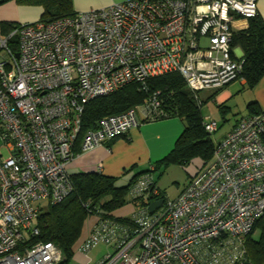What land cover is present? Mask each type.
<instances>
[{"label": "built area", "instance_id": "obj_1", "mask_svg": "<svg viewBox=\"0 0 264 264\" xmlns=\"http://www.w3.org/2000/svg\"><path fill=\"white\" fill-rule=\"evenodd\" d=\"M257 16L258 0H124L0 34V264L63 262L58 245L34 240L33 222L74 189L68 167L90 100L130 84L148 92L151 77L178 72L201 105V92L241 77L234 34ZM160 95L104 116L81 138V152L127 136L142 114L166 116ZM205 128L213 134L218 122ZM214 146L175 199L161 193L154 165L139 175L130 223L84 203L93 222L75 252L105 243L115 250L96 264L250 263L247 237L264 215V112L242 117Z\"/></svg>", "mask_w": 264, "mask_h": 264}, {"label": "trees", "instance_id": "obj_2", "mask_svg": "<svg viewBox=\"0 0 264 264\" xmlns=\"http://www.w3.org/2000/svg\"><path fill=\"white\" fill-rule=\"evenodd\" d=\"M57 3L60 7L58 12L52 14L46 10L42 21H52L76 12L73 10L72 0H57ZM10 45L14 52L18 51L16 39H12ZM233 46L243 51L242 59L245 63L242 76L246 79L247 86L253 88L264 77V19L260 16L250 18L248 27L235 32ZM148 85V92L140 89L138 84H130L90 100L85 105L75 151L79 153L83 135L89 129L96 128L104 116L119 114L143 104L152 92L160 91L163 107L167 112L164 117H180L186 126L172 151L154 164L155 170L161 171L174 163L188 164L196 158L210 162L214 157L215 146L212 134L205 128L206 119L200 108L202 100L199 105L178 72L151 77ZM219 108L222 109L223 105H219ZM142 173L127 184H120L118 177L95 171L71 174L74 189L63 201L43 209L37 222L40 234L34 240L54 242L63 251L64 258L66 256V261L61 264H66L75 254L74 246L82 237L89 217L90 211L84 207V203L89 202L91 212L98 213L101 217H115L121 222L130 223V217H116L112 213L131 203L130 187ZM136 204L146 206L148 201ZM258 226L262 227L261 239L255 240L252 234ZM247 248L251 262L246 264H264V215L248 235Z\"/></svg>", "mask_w": 264, "mask_h": 264}, {"label": "crops", "instance_id": "obj_3", "mask_svg": "<svg viewBox=\"0 0 264 264\" xmlns=\"http://www.w3.org/2000/svg\"><path fill=\"white\" fill-rule=\"evenodd\" d=\"M120 1L124 0H72V7L74 11L79 12L91 8L105 7ZM258 9L259 16L264 19V0H258ZM238 50L243 55L242 49L235 47L236 55ZM244 87L248 88L251 92L246 100V103L248 101L247 110L244 114L235 118L224 135L242 117L264 112V77L253 88H250L247 86L246 79L241 74L239 79L233 81L222 90H206L201 92V95H203L201 97L202 105L200 107L202 116L206 120H216L219 129L228 124L229 115L233 109L232 102L235 99V94L240 88L243 89ZM211 102L216 106L221 116L220 121L217 119L213 109H206ZM219 105H223V108L220 109ZM204 107L205 110H203ZM238 111L236 110V112ZM141 120V125L130 131L127 136L118 137L106 145L90 151L81 152L80 150V154L68 167L70 174L95 171L108 176L118 177L121 182L125 181L124 184H127L132 178L148 170L150 166L154 165L172 151L177 139L186 126L184 120L177 116L147 119L142 114ZM133 210L134 204L129 203L115 210L112 214L116 217H130ZM89 227V225L85 227L82 237L86 235Z\"/></svg>", "mask_w": 264, "mask_h": 264}, {"label": "rangeland", "instance_id": "obj_4", "mask_svg": "<svg viewBox=\"0 0 264 264\" xmlns=\"http://www.w3.org/2000/svg\"><path fill=\"white\" fill-rule=\"evenodd\" d=\"M59 5L57 0H0V34L6 35L8 32L13 30V27L18 24L34 23L43 19V14L45 11L50 13H56L59 10ZM7 32V33H6ZM6 50L1 53L4 54ZM237 55H242L240 50L237 51ZM2 56V55H1ZM3 58V57H1ZM250 90L248 88H240L235 94V99L232 102L233 109L229 115V122L226 126L220 127L218 131H215L211 138L214 143H216L224 133L230 128L236 117L244 114L247 110L246 100L250 95ZM203 97V95H201ZM207 108L213 109L217 119L220 121L221 116L214 104L211 102L208 104ZM205 110V107L204 109ZM236 110H239L236 112ZM241 110V111H240ZM236 112V113H234ZM205 160L201 158H196L188 164H170L165 169L161 171H156L157 185L163 194V196L170 199L177 198L185 187L190 183L192 178L197 173L198 168L204 166ZM124 184L125 181L119 182ZM43 205H46L44 201ZM92 220H88L85 223L91 225ZM37 225V221L33 222V226ZM262 234V227L258 226L252 236L255 240H260ZM114 247L107 245L105 243H100L95 248H93L89 253L83 254L75 252L73 258L66 264H96L100 260L104 259L107 254L114 252ZM66 261V256L63 263Z\"/></svg>", "mask_w": 264, "mask_h": 264}, {"label": "water", "instance_id": "obj_5", "mask_svg": "<svg viewBox=\"0 0 264 264\" xmlns=\"http://www.w3.org/2000/svg\"><path fill=\"white\" fill-rule=\"evenodd\" d=\"M163 199H158L155 201H152L149 205V209L151 212H154L157 208H159L163 204Z\"/></svg>", "mask_w": 264, "mask_h": 264}]
</instances>
